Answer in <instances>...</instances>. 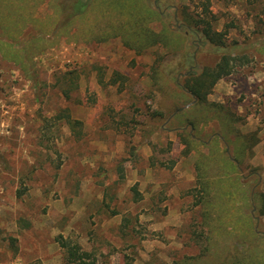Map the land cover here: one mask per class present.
Segmentation results:
<instances>
[{"label": "rangeland", "instance_id": "374dc122", "mask_svg": "<svg viewBox=\"0 0 264 264\" xmlns=\"http://www.w3.org/2000/svg\"><path fill=\"white\" fill-rule=\"evenodd\" d=\"M69 1L0 0V264H70L59 236L95 264H224L251 245L263 253L264 214L242 196L264 192V54L256 50L264 44V0H103L114 13L111 3L127 4L119 17L140 18L157 35L150 43L117 22L103 32L108 21L94 20L91 7L83 23L95 21L92 30L78 33L80 21L66 30L74 21L67 9L79 5ZM181 11L202 24H187ZM209 25L225 31L224 50L204 38ZM225 53L235 65L207 100L250 138L231 177L241 187L210 182L209 199L218 202L220 188L233 203L207 240L197 160L232 156L233 145L216 138V118L194 128L174 114L193 103L183 77ZM62 109L79 121V134L54 120ZM185 133L197 140L187 153ZM250 214L253 243L239 230ZM204 247L214 263L202 257Z\"/></svg>", "mask_w": 264, "mask_h": 264}, {"label": "trees", "instance_id": "16d2710c", "mask_svg": "<svg viewBox=\"0 0 264 264\" xmlns=\"http://www.w3.org/2000/svg\"><path fill=\"white\" fill-rule=\"evenodd\" d=\"M111 1V0H108ZM92 0H70L69 3H73L78 6H72L70 9H67L71 14L67 15L68 19L74 18V21H67L65 23L64 28L67 30L70 28V24L76 21L78 24L76 25L79 32H84L86 30H92L94 26H96V22L94 21L91 24L88 22L85 23L84 27V18H86L87 13L86 10L90 7L92 8L91 12L97 11V14H90L91 16H95L94 20H103L104 17L107 19L106 26H103V32L111 29V27L117 28V24H120V28L127 26L122 31H127L129 35L137 37V42L139 43H150L151 37L155 39V34L152 33L149 29H145L144 26L140 25L141 21L140 18H136L135 21H130V18H123L119 17V13L121 10L126 8L125 4L119 3H111L112 8L116 9L117 13H114L111 8H108L104 5L103 0L99 1L96 0L95 4L91 3ZM102 4H101V3ZM77 3V4H76ZM98 3V4H96ZM70 5V4H69ZM93 5V6H92ZM150 11V10H148ZM119 12V13H118ZM184 17L187 19V24H193V26H197L200 23L202 24L203 19H196L192 16L191 13H186L181 11ZM96 13V12H95ZM118 17V19H117ZM76 19V20H75ZM139 19V20H138ZM63 20H65L63 18ZM114 22V23H113ZM108 28V29H107ZM115 28V29H116ZM120 28L117 29L118 32ZM107 29V30H106ZM125 33V32H123ZM172 34L171 31H169ZM202 33L204 38L209 41L213 46H215L218 51L225 49V42H224V35L225 31H217L213 30L210 25L202 27ZM256 50L262 54H264V44L259 45ZM0 51H3L0 48ZM236 58L231 56V54H220L219 58L211 65H203L200 70H191L187 73L185 77H183L181 82V89L183 92L189 93L190 96L193 98V103L187 107L185 110L182 109L180 112L174 114V119H178L179 121H183V116H188L191 118L192 126L196 127V120H202L203 123H206L208 120L216 118L220 123L221 132L216 135L218 140H221L224 143L232 144L233 145V154L229 156L228 153H215L212 156L210 155H202L198 158V162H201V176L205 179L201 180L202 185L201 189L205 196H201L199 203H202V225L207 226L209 235L207 236V240H209L212 235L219 233L220 226L225 224V216L228 211V207L226 205L232 204L228 203V199H225V195H230L225 189L221 190L220 188H215L216 195L221 197L218 202L212 201V198H208L209 192L211 191V184L210 182L214 179L217 180L221 186H225L231 181V185L236 186V188H240L241 182H239L238 177H232V174L239 173V164L242 159V154L244 150V143L245 141L250 138V135L247 136L242 135L237 132V128L235 127V119L231 114L226 111V108L218 104L216 102H210L207 100V96L210 93L214 84L221 78L229 75L235 65ZM65 97L68 96V89L62 90ZM54 120L64 119L68 124H70L71 128L75 131L76 134H79V131L75 128L76 126L80 125L78 120H72L67 113V109L60 110L55 116H53ZM195 122V123H194ZM254 138V137H253ZM255 139V138H254ZM197 140L192 137L190 133H185L182 138V142L185 145L186 153L194 147V144ZM255 141V140H254ZM200 167V166H199ZM224 198L225 200H222ZM242 199L245 201L246 204L253 203L255 209L259 212V214H264V192H259L251 195L243 194ZM215 213L216 217L212 219L213 214ZM247 219L250 221L248 222ZM247 222L250 224L248 226ZM234 225V224H233ZM238 226V224H235ZM239 230L245 235L244 239L248 237L250 241L253 243L252 237L257 235V232L254 230V216L250 214V217L243 218L242 221L239 222ZM59 246L64 251V258L67 263L70 264H95L94 260L89 261L90 254L86 251H83L80 246L72 242L62 236L56 238ZM253 240V241H252ZM255 245H251L250 249L247 253L241 258H226V262L224 264H264V252L263 253H256ZM207 247H204L201 250V255L204 259H207L213 262V258L211 254H208ZM194 259V258H192ZM190 259V260H192ZM202 259V258H199ZM199 259L196 260L195 264H201ZM188 259L184 260L183 263L187 264ZM190 262V261H189ZM214 263V262H213Z\"/></svg>", "mask_w": 264, "mask_h": 264}]
</instances>
